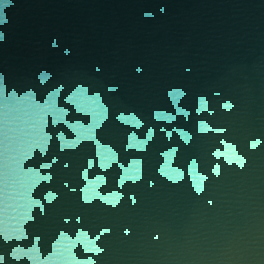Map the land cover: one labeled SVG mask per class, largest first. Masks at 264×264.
Segmentation results:
<instances>
[{
  "label": "water",
  "instance_id": "water-1",
  "mask_svg": "<svg viewBox=\"0 0 264 264\" xmlns=\"http://www.w3.org/2000/svg\"><path fill=\"white\" fill-rule=\"evenodd\" d=\"M201 123L223 171L257 169L264 220V0H0L6 192L163 194L156 161Z\"/></svg>",
  "mask_w": 264,
  "mask_h": 264
},
{
  "label": "clouds",
  "instance_id": "clouds-1",
  "mask_svg": "<svg viewBox=\"0 0 264 264\" xmlns=\"http://www.w3.org/2000/svg\"><path fill=\"white\" fill-rule=\"evenodd\" d=\"M209 130L193 126L156 161L163 194L78 196L37 177L6 192L0 174V264H252L264 238L257 169L223 171Z\"/></svg>",
  "mask_w": 264,
  "mask_h": 264
}]
</instances>
